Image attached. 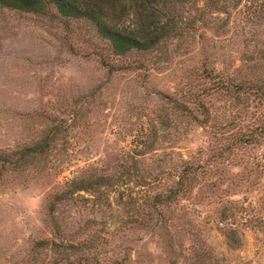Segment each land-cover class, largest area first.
<instances>
[{
	"label": "rangeland",
	"instance_id": "374dc122",
	"mask_svg": "<svg viewBox=\"0 0 264 264\" xmlns=\"http://www.w3.org/2000/svg\"><path fill=\"white\" fill-rule=\"evenodd\" d=\"M231 30V49H240L254 39V33L240 34L235 26ZM198 33L195 28L185 29L164 40L157 51L145 54V68L120 71L105 81L98 53L106 56L108 48L88 23L56 13L39 15L0 7V150L39 140L55 124L64 128L56 136L55 154L35 158L26 169L0 176V264H21L31 243L48 236V197L64 176L84 165L83 160L110 172L118 171L116 166L121 163L129 164L121 156L124 147L171 162L175 157L167 154L172 150L197 156L199 148L205 151L213 146L209 129L179 122L164 95L174 97L185 87H199L196 74L203 58L200 51L212 43L210 51L223 59L222 66L227 67L230 76L241 74L256 79L260 75L257 70H233L227 64L226 35ZM107 60L120 62L114 57ZM234 65H239L238 61ZM211 101L219 111L227 106L220 99ZM66 163L71 167L63 169ZM129 189L132 199H123L128 205H123V225L137 227L146 220L141 204L133 196L137 187ZM214 192L222 197L221 191ZM251 194L249 202H257L259 193ZM245 197L232 196L238 203ZM213 200L209 191H195L186 202L190 216L199 212L195 225L183 226L178 219H171L166 223L165 235L135 228L108 240H95V253L107 257L116 251L127 252L134 264H168L171 259L177 264H264V245L252 228L241 229L243 236L235 250L223 246L214 220L220 202ZM224 200L226 197L221 202ZM177 207L172 205L171 217ZM259 207L258 213L264 215ZM38 258L46 261L48 253L40 252Z\"/></svg>",
	"mask_w": 264,
	"mask_h": 264
},
{
	"label": "trees",
	"instance_id": "16d2710c",
	"mask_svg": "<svg viewBox=\"0 0 264 264\" xmlns=\"http://www.w3.org/2000/svg\"><path fill=\"white\" fill-rule=\"evenodd\" d=\"M0 7L39 15L56 13L88 23L108 48L106 56L98 53L105 81L120 71L145 68V54L192 28L201 35H226L227 64L233 70L245 67L260 75L256 79L230 76L222 66L223 59L210 51L213 43L200 51L203 58L196 74L199 87H185L178 96L164 97L179 122L209 129L213 146L205 151L199 148L197 156L172 150L167 154L175 157L171 162L124 147L121 156L129 164L121 163L116 166L118 171L110 172L83 160L84 165L64 176L49 195L45 205L48 236L31 243L21 264H134L127 252L116 251L107 257L95 253V240H108L140 227L165 235L171 219H178L183 226L195 225L199 212L190 216L186 202L200 190L209 191L214 195L213 202H220L215 230L228 251L240 245L241 229L252 228L264 245V215L257 211L258 205L264 211V36L255 32L264 35V0H0ZM215 19L220 22L215 23ZM233 26L240 34L254 33V39L240 49H231ZM112 57L120 62L107 60ZM236 61L239 65H234ZM212 98L223 101L226 108H214ZM63 131L60 124H55L39 140L0 150V176L26 169L35 158L55 154L56 136ZM68 164L63 169L71 167ZM230 168L236 171L229 173ZM134 187L137 190L133 196L141 204L146 222L137 227L124 226L123 205H128L123 199L131 198L129 188ZM252 191L259 193L257 202H249ZM236 194L246 196L242 203L232 198ZM223 197L227 200L221 202ZM172 205L178 206L174 217L170 215ZM40 252L48 253V260L39 259ZM168 264L177 263L171 259Z\"/></svg>",
	"mask_w": 264,
	"mask_h": 264
}]
</instances>
